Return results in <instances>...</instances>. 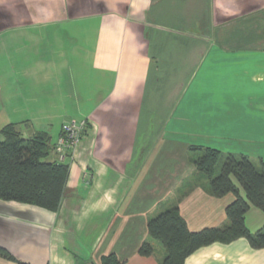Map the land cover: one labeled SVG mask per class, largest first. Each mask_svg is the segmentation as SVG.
Segmentation results:
<instances>
[{
    "label": "crops",
    "instance_id": "obj_1",
    "mask_svg": "<svg viewBox=\"0 0 264 264\" xmlns=\"http://www.w3.org/2000/svg\"><path fill=\"white\" fill-rule=\"evenodd\" d=\"M240 59L264 61V0H0V130L53 146L86 121L57 211L0 199V247L29 264H159L162 250L138 248L161 206L177 201L191 231L225 224L233 193L174 198L190 144L264 160V101L233 86ZM245 224L264 212L250 206ZM183 264H264V247L212 242Z\"/></svg>",
    "mask_w": 264,
    "mask_h": 264
},
{
    "label": "trees",
    "instance_id": "obj_2",
    "mask_svg": "<svg viewBox=\"0 0 264 264\" xmlns=\"http://www.w3.org/2000/svg\"><path fill=\"white\" fill-rule=\"evenodd\" d=\"M51 150L46 132L38 131L25 138L14 124L4 125L0 130V199L57 211L69 165L56 158L47 160ZM189 159L193 171L176 191L174 200L197 185L216 197L231 192L234 199L225 207L226 223L191 231L179 212L177 201L173 202L147 219L148 238L142 241L138 253L142 256L154 254L153 242H158L164 250L159 264H183L189 254L212 242L228 243L244 237L251 247H264V225L251 232L245 224V213L250 206L264 212V160L259 158L255 165L245 154L198 144L189 145ZM232 177L244 196L240 195ZM0 257L17 264H29L3 247H0ZM100 262L121 264L113 253L103 255Z\"/></svg>",
    "mask_w": 264,
    "mask_h": 264
},
{
    "label": "rangeland",
    "instance_id": "obj_3",
    "mask_svg": "<svg viewBox=\"0 0 264 264\" xmlns=\"http://www.w3.org/2000/svg\"><path fill=\"white\" fill-rule=\"evenodd\" d=\"M233 70H236V68L238 69V72H235L234 74H232L231 78H232V84L234 85H247L248 89L246 91V94H257V99L260 100L262 99L264 101V61H252L251 59L249 60H238L236 62H233ZM240 69H243V71H245L247 69V72H241ZM255 69H259L262 72V80H258V81H254L252 80V76L254 75V73L256 70ZM230 77V76H229ZM243 93V92H242ZM259 96V97H258ZM263 157L264 156H260ZM250 160L257 165L258 161H259V156H251ZM68 161H70L69 159H66V161H64L65 163H68ZM170 203V202H169ZM167 204V207L172 205V204ZM166 206V205H165ZM165 206H161L157 211L163 209ZM154 248H159L160 250H162V252H164L162 246L158 243V242H154Z\"/></svg>",
    "mask_w": 264,
    "mask_h": 264
},
{
    "label": "built area",
    "instance_id": "obj_4",
    "mask_svg": "<svg viewBox=\"0 0 264 264\" xmlns=\"http://www.w3.org/2000/svg\"><path fill=\"white\" fill-rule=\"evenodd\" d=\"M86 126L85 120H68L61 125L60 132L52 146L56 160L64 162L74 158L75 149L80 142Z\"/></svg>",
    "mask_w": 264,
    "mask_h": 264
}]
</instances>
